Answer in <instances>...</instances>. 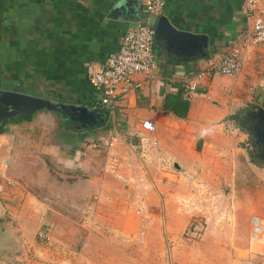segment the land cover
<instances>
[{"label": "crops", "instance_id": "1", "mask_svg": "<svg viewBox=\"0 0 264 264\" xmlns=\"http://www.w3.org/2000/svg\"><path fill=\"white\" fill-rule=\"evenodd\" d=\"M244 2L165 0L162 16L149 18L141 0H0V94H23L103 113L88 121V129L66 130L60 136L41 124L43 120L50 123L57 112L0 113L1 260L9 264H215V248L222 244L211 233L209 214H189L188 208L176 207L169 200L191 199L196 193L216 194L219 177L195 171L226 166L233 145L248 156L249 133L233 126L240 115L251 119L255 111L264 112V47L242 51V70L237 77L206 80L186 100L189 110L185 118L164 110V101L175 96L181 80L203 67L205 59L226 54L239 43L247 29ZM160 18L178 31L203 36L206 41L185 48L159 35L153 77L135 76L141 86L120 102L114 114L94 110L100 93L91 87L86 66L103 64L129 28L138 24L155 28ZM145 120L155 127L148 137L158 142L164 160L189 174L180 173L167 181L159 175L149 176L148 181L134 177L146 184L139 192L124 190L112 177H89L97 194L92 198L80 194L78 198H88L81 210L93 215L91 221L83 216L78 225L88 230L83 240L80 235L78 240L73 238L72 222L62 217L72 211L45 207L20 187L24 174L14 167L12 154L25 142L67 170L86 167L89 152L106 137L103 146L116 139L106 149L118 161L134 158L141 164L148 159L161 166L152 150L145 156L141 152ZM45 130L48 132L43 133ZM61 136L64 139L60 140ZM122 164L124 161L119 166ZM64 181L76 183L75 179ZM201 186L204 190L196 189ZM136 199L143 200L142 208L130 206ZM40 233L50 240L38 241ZM262 237L264 243V234Z\"/></svg>", "mask_w": 264, "mask_h": 264}, {"label": "rangeland", "instance_id": "2", "mask_svg": "<svg viewBox=\"0 0 264 264\" xmlns=\"http://www.w3.org/2000/svg\"><path fill=\"white\" fill-rule=\"evenodd\" d=\"M54 114L56 118L51 117L53 123L49 119L50 123L43 120L41 124L49 126L48 131L51 128L57 130L58 136L66 130L75 132L88 129V127H75L65 116ZM239 117L240 120L234 123L233 128L244 132L248 131L249 134L246 136L248 147H250L248 156L244 150L237 149L233 145L232 159L226 166L214 165L207 168V172L201 168H196V174L205 173L219 177L220 181L215 184L216 194L210 193L204 196L203 193H201L202 195L196 193L191 199L175 198L169 200V203L176 207L188 208L189 214L192 212L193 215L199 214L200 216L204 212L209 214L207 223L212 224L211 233L214 235V239L222 244V246L215 248V264H264V243L262 241L264 234V144L260 142L259 136L252 129L258 122L257 118L246 119L243 115ZM251 120L254 123H251ZM258 123L262 125L260 122ZM48 131L45 130L43 133ZM62 139L64 136H61L60 140ZM103 140L97 142L99 143L97 149H91L93 152H89L90 158L84 163L87 164L86 167L82 165L79 170H67L53 164L39 151L34 150V146L30 142H25L20 147L24 148V151L19 148L12 154L14 167L24 174V181L22 179L19 182L20 187L30 196L35 195L40 202L44 203L45 207L56 209L62 213L72 211L63 214L62 217L72 222L71 231L73 238H77V240L78 235L81 236L79 237L80 240H83L84 235L88 233V230L78 226L82 224L83 216L90 221L93 217L90 214L91 211L82 212L81 210L85 207L84 203L88 198L85 201L78 199L80 194H85L88 197L91 195V198L97 194L96 189L91 186L92 183L88 182L89 177H98V179L102 177L111 179L109 177H112L124 190L132 189L139 192L144 190L146 184L141 179H134V177H144L148 181L149 176L159 175L161 179L167 181L172 180V176L180 173L189 174L183 170L184 168L173 164L160 166L154 165V162L148 161V159L147 161L143 160L141 164L136 159L132 160L134 158H128V161L121 159L119 163L124 161V166L123 164L121 167L119 166L117 173L130 180L126 185L109 170V165L107 169V164L115 155L108 152L109 150L106 149L108 145L103 146ZM134 152L136 156L140 155L139 151L134 150ZM7 169L9 170L10 166ZM224 178H226V182H224ZM13 179L18 181L15 177ZM33 179H37V182ZM72 179H75L74 182L76 183L70 184L64 181L69 182L68 180ZM202 187L196 189L204 190ZM73 197L77 199L73 200ZM142 201L133 200L130 206H138L137 209L142 208L144 206V204H140ZM250 223L252 230L249 228ZM80 229L84 232H81ZM251 231L252 237L250 239ZM257 232L260 235L255 236ZM52 234L53 230L51 229ZM36 238L41 242L42 239L38 238V235ZM193 243H198V240ZM77 244H80L79 241ZM78 248L75 247V249ZM0 264H9V262L0 259Z\"/></svg>", "mask_w": 264, "mask_h": 264}, {"label": "built area", "instance_id": "3", "mask_svg": "<svg viewBox=\"0 0 264 264\" xmlns=\"http://www.w3.org/2000/svg\"><path fill=\"white\" fill-rule=\"evenodd\" d=\"M144 12L148 17L162 16L165 0H141ZM243 14L247 29L242 33L239 43L226 54L209 58L196 73L181 80V88L185 100H190L202 84L212 77H237L242 70V51L251 46L264 47V0H245ZM155 28L148 24H138L129 28L121 38L118 49L110 54L103 64H88L86 72L93 89L100 93V99L94 110H103L114 114L120 102L133 90L141 86L135 82V76L151 79L155 68ZM146 133L140 138L141 152L145 156L147 150L161 160V165L168 166L171 162L164 160L158 142L152 136L155 127L149 120L141 124ZM113 138L108 147H112ZM115 174L124 184L130 182L118 172L119 161L111 157L107 169ZM141 181V180H140ZM38 238L49 241L50 238L38 234Z\"/></svg>", "mask_w": 264, "mask_h": 264}, {"label": "water", "instance_id": "4", "mask_svg": "<svg viewBox=\"0 0 264 264\" xmlns=\"http://www.w3.org/2000/svg\"><path fill=\"white\" fill-rule=\"evenodd\" d=\"M162 34L169 37L172 42H175L185 48H192L197 41H206V38L203 36H196L190 33L176 30L164 18H160L155 27V44L157 43L159 35ZM205 60L207 61L208 59ZM38 110H48L57 112L58 114L65 116L68 120H76L81 123H87L88 121H92L93 117H98L101 113L94 111L91 112L88 108H76L71 106L55 105L51 104L50 102L23 94H0V113H5L11 116L19 112L31 114ZM101 114L103 115V113ZM252 115L253 116L251 119L257 118L258 122L262 124L259 125V123L256 122L252 129H254V132H256L259 136V139L261 140L260 142L264 144V112L262 110H257Z\"/></svg>", "mask_w": 264, "mask_h": 264}, {"label": "trees", "instance_id": "5", "mask_svg": "<svg viewBox=\"0 0 264 264\" xmlns=\"http://www.w3.org/2000/svg\"><path fill=\"white\" fill-rule=\"evenodd\" d=\"M182 96V88L177 90L175 96H167L164 101V110L171 111L179 118H185L189 110V103L183 100Z\"/></svg>", "mask_w": 264, "mask_h": 264}, {"label": "flooded vegetation", "instance_id": "6", "mask_svg": "<svg viewBox=\"0 0 264 264\" xmlns=\"http://www.w3.org/2000/svg\"><path fill=\"white\" fill-rule=\"evenodd\" d=\"M75 127H79V128H87V127H89V126H91L90 124H89V122H87V123H81V122H78V121H76V120H74V121H70Z\"/></svg>", "mask_w": 264, "mask_h": 264}]
</instances>
